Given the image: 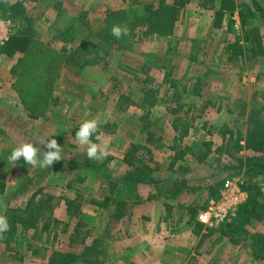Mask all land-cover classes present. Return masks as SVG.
Instances as JSON below:
<instances>
[{"label":"rangeland","instance_id":"374dc122","mask_svg":"<svg viewBox=\"0 0 264 264\" xmlns=\"http://www.w3.org/2000/svg\"><path fill=\"white\" fill-rule=\"evenodd\" d=\"M14 1L0 0V26L6 28L7 39L18 30H27L30 43L24 56L0 53V179L6 183L0 214L9 192L26 180L29 191L10 206L23 208L31 192L38 190L34 201H48L36 230L18 229L9 245L6 235L0 239V264H46L60 253L79 254L86 246L96 249L91 256L101 264H132V256L122 253L126 240L114 238L123 225L108 224V217L113 202L138 199L133 183L123 178L142 164L148 168V178L158 180L154 190H159L161 199L169 178L188 184L185 194L194 196L191 208L198 212L208 198L218 197L226 180L242 193L240 203L247 198L246 184H256L264 195V174L223 169L225 161L213 153L201 163L186 154L185 160L167 168L174 153L175 116L181 122H194L190 135L176 143L179 147L188 144L194 151L206 136L202 124L213 130L211 139L218 144L215 128L219 125L243 128L237 115L240 109L256 107L264 116V56L229 61L225 52L228 41L239 40L247 46L250 42L245 36L254 27L264 47V18L254 4L264 13V0H236L237 9L225 13L219 27L214 26V10L199 8L197 0H190L168 37L141 36V7L131 8L133 0H52L53 7L48 0H21L25 4L22 17L9 8ZM136 1L156 6L161 0ZM124 9L125 20L119 25H127L129 34L105 42L106 12ZM239 11L246 18L243 24ZM6 40H0V48ZM145 87L155 90V104L143 119L140 103ZM177 104L185 108L171 112ZM93 118L100 122V140L93 142L110 141V154L102 161L90 160L86 146H80L73 135L80 123ZM146 131L152 133L151 142L146 141ZM46 137L55 138L63 149V158L51 168H34L22 158L15 166L8 163L11 150L23 142L41 148L42 155ZM131 145L135 150L128 164L121 158ZM75 161L84 164L73 165ZM91 164L97 167L92 169ZM105 198L113 202L99 206ZM64 200L74 201L75 215L67 212ZM46 219L50 226L43 229ZM140 225L134 224L139 229ZM218 225H206L193 238L184 235V256L170 257L168 264H264V260L252 259L248 236L232 243L209 229ZM262 229L255 224L250 231Z\"/></svg>","mask_w":264,"mask_h":264},{"label":"trees","instance_id":"16d2710c","mask_svg":"<svg viewBox=\"0 0 264 264\" xmlns=\"http://www.w3.org/2000/svg\"><path fill=\"white\" fill-rule=\"evenodd\" d=\"M190 0H170V2H164L161 0L156 6L151 2L142 4L133 0L132 7H141V16L138 21L140 25V33L142 37L150 35H158L162 37L171 36L174 33L175 25L179 19L182 9L188 4ZM255 4V9L258 8L260 14L264 18L262 8ZM196 5L202 9L214 10V26L219 27L221 18L225 13L233 12L237 9L236 0H197ZM11 11H14L18 16L22 17L24 14V8L20 1H16L9 5ZM129 12V10H128ZM125 9L121 11H107L104 18V41L112 42L115 37L111 35V28L113 25H119L125 20ZM239 19L243 24L246 21L245 15L242 11H239ZM132 27V26H131ZM27 30L21 29L10 35L0 48V53L7 56H13L17 52H21L23 56L26 54L28 43H30V36L27 34ZM251 36V39L248 37ZM245 40H249L247 46H242L239 40L228 41L225 46V52L227 53V60L237 61L246 59L247 57L255 58L256 56H264V47L262 44L261 35L257 28H251L245 36ZM20 58V56H19ZM23 58V57H22ZM20 61V59H19ZM147 81V80H145ZM171 84V83H170ZM174 85V84H171ZM155 104V90L151 88H142V100L140 106L144 110L142 118L144 119L149 112V109ZM182 105L177 104L175 109H171V112H180ZM238 118L242 119L243 128L240 126H231L230 123H223L216 127V135L220 138V142L215 144L211 139L213 130L209 126L202 124L206 128V136L201 138L198 143V150L194 151L188 144L179 147L176 143L182 141V139L190 135V128L192 123L181 122L179 117L172 119L173 131L176 134L173 137V145L171 148L174 150V154L170 161V166L175 165L176 161L181 159L185 160L186 154H191L193 158L201 163L204 162L210 154H216L217 157H222L225 161L221 168L236 170L237 172H244L245 174L252 176H260L264 174V116L261 115L260 109L256 107H250L248 109L242 108L237 113ZM236 121V120H235ZM234 121V122H235ZM214 129V131H215ZM212 130V131H211ZM77 129L73 130L75 136ZM146 141L151 142L152 133L146 131ZM99 131L93 135L92 141H96V136ZM127 153L124 155L123 160L125 163L131 164L132 151L135 150L134 145H131ZM247 152L245 158L238 157V153ZM220 159V158H219ZM228 161V162H227ZM73 165H83V162H72ZM90 165L92 169L96 166ZM145 164L136 166L133 172H125L124 180L133 182L153 183V179L148 178V168ZM183 168L178 166V168ZM128 174V175H127ZM179 182L182 180H178ZM28 180L22 184V186L15 188L9 192L6 197V206L2 214L6 215L10 224V230L7 231L6 244L9 245L13 239V235L18 229L21 232L29 229H37V223L39 221L41 210L47 206L48 199L41 198L38 202L34 201L38 191L31 192L26 204L23 208L19 206H10L13 200L17 201L29 190L27 188ZM247 191L246 200L237 206L233 214L227 219L221 222L217 227L209 228L211 231L218 233L220 236L227 238L232 243H237L241 239H245L248 236L249 250L252 259L256 261L264 260V195L260 188L256 184H249L243 187ZM6 194V183L4 178L0 179V196ZM109 202L108 198L104 199L103 205ZM67 212L69 214H76V205L73 200H64ZM116 211L113 212L114 216H118L121 213L119 210L122 208V202H115ZM74 208V212L71 209ZM196 213V210L195 212ZM192 214V213H191ZM197 219V218H196ZM55 222V220H53ZM191 221L194 222V233L199 234L203 229V224L194 220L191 215ZM255 224H260L262 230L251 232V228ZM50 223L46 219L42 225L43 229H48ZM206 228V227H205ZM92 246H86L84 250L77 254L73 252H67L59 255L58 258H51L46 264H101L96 257L91 255L96 251Z\"/></svg>","mask_w":264,"mask_h":264},{"label":"crops","instance_id":"0c3cea01","mask_svg":"<svg viewBox=\"0 0 264 264\" xmlns=\"http://www.w3.org/2000/svg\"><path fill=\"white\" fill-rule=\"evenodd\" d=\"M16 1L21 0H15L14 2ZM38 1L40 0H35V2ZM48 1L52 3V0ZM24 5L25 4L22 2L23 8H25ZM50 7H53V3L50 4ZM5 33L6 28L1 25L0 36ZM184 108L185 106L182 105V109ZM184 158H186V156ZM121 161H123V158H121ZM178 161L181 162L182 160L179 159L176 162ZM169 166L170 162L167 168L171 170V167L174 165L171 167ZM184 168L186 167L184 166ZM125 181L127 184L133 183L132 188L135 193H138V199L132 201V203L128 196L127 198L129 201H126L125 204L123 203L124 205H122V208L119 210L121 214L118 216L113 215V212L116 211L117 208L115 203L110 201L113 202L114 208L109 215L110 217H108V224L120 223L123 225L121 226L122 230L119 231L118 227V230H116L117 234L114 235V238L122 236L126 240L122 253L126 254L128 258L132 256L130 262L132 264H168L167 260L170 257L176 259L183 257L184 254L181 249L184 247L182 244L184 235L188 234L191 238L198 235L194 233L195 224L191 221V215L194 220L197 221L196 214L198 213L197 209L196 213H194L195 208H191L194 196L185 194V189L189 188L188 184H183L182 182L174 181L169 178L166 180V189L163 192V199H161L158 195L159 190H154V188L157 187V183H159L158 180L153 178V183ZM138 184H146V186ZM139 191L141 193H139ZM126 192L128 195L129 190ZM134 194L132 197H135ZM110 202L105 205L101 203L99 206H108ZM139 222L141 223L140 229L134 226L135 223L137 224ZM205 227L206 225L203 224V229H201L200 233L204 231ZM109 233H111V231H109L108 234ZM115 246L116 245H114V247ZM108 250L112 251L113 246H109ZM105 252L108 253L107 248H104L103 252L106 256ZM116 254L117 253H115V255ZM174 264L178 263L174 262Z\"/></svg>","mask_w":264,"mask_h":264},{"label":"clouds","instance_id":"9594fccd","mask_svg":"<svg viewBox=\"0 0 264 264\" xmlns=\"http://www.w3.org/2000/svg\"><path fill=\"white\" fill-rule=\"evenodd\" d=\"M129 34L127 25H113L111 35L116 39ZM100 122L93 119H86L80 123L75 139L82 147L86 146V155L90 160L102 161L110 154V141L104 140L101 143L92 141L94 134L98 132ZM99 141L100 137L97 135ZM45 151L36 147L30 142H23L14 147L8 157V163L15 166L21 158L23 161L32 167H40L42 169L51 168L54 162H58L63 158V149L55 138L46 137L42 141ZM10 230L8 218L4 214H0V239L4 238V234Z\"/></svg>","mask_w":264,"mask_h":264},{"label":"built area","instance_id":"2783aa9c","mask_svg":"<svg viewBox=\"0 0 264 264\" xmlns=\"http://www.w3.org/2000/svg\"><path fill=\"white\" fill-rule=\"evenodd\" d=\"M5 34L0 36V40L7 39L5 38ZM241 195L242 193L233 184L231 185L229 180H226L219 191L218 197L208 198L205 208L197 213V221L207 226L218 225L230 217L237 206L241 204Z\"/></svg>","mask_w":264,"mask_h":264}]
</instances>
